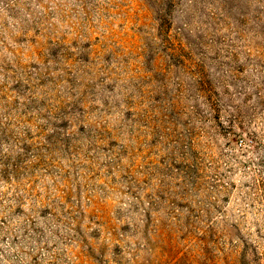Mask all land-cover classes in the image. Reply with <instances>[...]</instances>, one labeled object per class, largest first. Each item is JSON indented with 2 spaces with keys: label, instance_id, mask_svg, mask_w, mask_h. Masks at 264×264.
<instances>
[{
  "label": "rangeland",
  "instance_id": "obj_1",
  "mask_svg": "<svg viewBox=\"0 0 264 264\" xmlns=\"http://www.w3.org/2000/svg\"><path fill=\"white\" fill-rule=\"evenodd\" d=\"M0 264H264V0H0Z\"/></svg>",
  "mask_w": 264,
  "mask_h": 264
}]
</instances>
